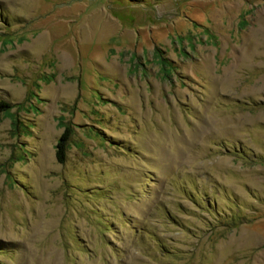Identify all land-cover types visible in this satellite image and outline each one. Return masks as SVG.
Listing matches in <instances>:
<instances>
[{
  "label": "rangeland",
  "instance_id": "rangeland-1",
  "mask_svg": "<svg viewBox=\"0 0 264 264\" xmlns=\"http://www.w3.org/2000/svg\"><path fill=\"white\" fill-rule=\"evenodd\" d=\"M0 98V264H264V0H0Z\"/></svg>",
  "mask_w": 264,
  "mask_h": 264
},
{
  "label": "trees",
  "instance_id": "trees-1",
  "mask_svg": "<svg viewBox=\"0 0 264 264\" xmlns=\"http://www.w3.org/2000/svg\"><path fill=\"white\" fill-rule=\"evenodd\" d=\"M8 107H10V103L5 99L0 98V111L5 110ZM68 135H69V126L64 125L54 144L55 147L54 157L59 162H61L64 158L66 140L68 138Z\"/></svg>",
  "mask_w": 264,
  "mask_h": 264
}]
</instances>
